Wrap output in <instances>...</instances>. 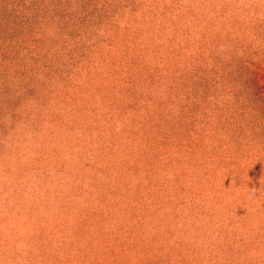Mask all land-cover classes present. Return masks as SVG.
<instances>
[{
	"label": "rangeland",
	"instance_id": "obj_1",
	"mask_svg": "<svg viewBox=\"0 0 264 264\" xmlns=\"http://www.w3.org/2000/svg\"><path fill=\"white\" fill-rule=\"evenodd\" d=\"M0 264H264V0H0Z\"/></svg>",
	"mask_w": 264,
	"mask_h": 264
}]
</instances>
